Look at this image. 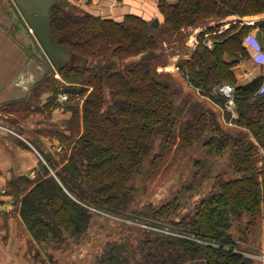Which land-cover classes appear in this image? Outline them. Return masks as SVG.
<instances>
[{
    "label": "trees",
    "instance_id": "16d2710c",
    "mask_svg": "<svg viewBox=\"0 0 264 264\" xmlns=\"http://www.w3.org/2000/svg\"><path fill=\"white\" fill-rule=\"evenodd\" d=\"M160 5L165 13L166 30L154 28L135 15L118 22L85 12H70L60 4L52 7L54 39L84 59L80 64L61 69L60 76L68 86L91 85L93 89L80 110L78 102L77 106L71 105L75 101L72 96L85 89L74 94L66 91V85L62 86V92L70 95L64 110L71 111V117L62 128L46 132L70 142L66 160L60 164L50 155H43L46 164L40 161L42 172L36 180L19 176L12 178L9 185L17 194L24 191L20 215L35 242L46 248L54 242L60 247L58 243L65 238L66 231L71 237H83L95 214L91 208L138 219L129 214L140 212L133 208L140 191L137 179L156 174L178 137L180 147L199 140L222 152L228 145L232 147L231 165L237 176L220 182L217 190L199 200L193 214L171 221L178 225L174 230L184 236L162 230L173 231V227L163 226L172 218L173 203H164L154 212L159 222L149 221L153 217L143 211L149 219L145 221L148 226L158 227L160 231L140 227L137 238L140 250L133 248V243L108 242L96 263L183 264L188 258L197 257L203 258L204 264H250L242 255L222 246L202 247L193 239L211 236L229 243L231 234L227 230L244 213L248 226L262 221L264 227V92L260 93L263 86L237 85L233 64L224 56L244 52L245 29L239 24L231 25L216 35L212 48L203 42L201 33L199 44L190 56L177 63L189 85L224 110L227 99L217 89L224 83L235 86L237 117L232 118L225 111L226 117L244 130L242 134L223 129L216 112L207 108L192 113L178 134L179 119L170 89L172 75L157 70L163 49L156 32L165 30L173 35L183 25L205 23L212 17L250 16L264 11V0H179L177 5H166L160 0ZM131 49L139 58L124 63V54H130ZM109 56L119 59L120 64L116 60L107 62ZM48 81L52 84L56 80L47 75L38 86ZM79 128L80 133L70 141L68 134ZM206 131L208 134L204 137ZM21 181L26 187L20 186ZM243 232H249L247 227Z\"/></svg>",
    "mask_w": 264,
    "mask_h": 264
},
{
    "label": "rangeland",
    "instance_id": "374dc122",
    "mask_svg": "<svg viewBox=\"0 0 264 264\" xmlns=\"http://www.w3.org/2000/svg\"><path fill=\"white\" fill-rule=\"evenodd\" d=\"M61 6L70 12L82 13L72 5L61 4ZM165 27L166 26L164 25L163 29H165ZM165 30L156 32L158 42L160 43L159 45L163 49V53L157 61V70L172 75V85L170 89H172L174 93L173 97L176 105L175 113H177L179 119V127L177 126L178 134L180 135L179 129L182 123L188 119L192 113L200 111V108L214 110L223 129L242 134L244 130L235 126V124L231 122L232 119L229 120V118L226 117V111L212 98L202 95L198 89L190 86L187 79L182 74V71L179 69L177 63L181 59L190 56L192 50L199 44V37L202 34L199 35L197 44L194 40L190 39L189 36L191 30L190 27L186 25H183L180 29L175 31L173 35H170V32H165ZM159 33H162L161 36ZM202 37L203 42L205 43V36L203 35ZM138 56L139 55L136 54L135 50L131 49L130 54H124V63L128 64L133 60H138ZM111 60H116L117 64H120L121 62L119 59H114L110 56L106 59L107 62ZM83 61L84 59L82 57L72 53V60L68 66L77 65ZM47 75H50L51 79H55V83L52 82V84H50V81L45 83L42 82V86L33 89V95L29 101H26V106L22 105L19 108L18 106L13 105L8 106L6 109H0V130L1 133L14 135L15 137H17L16 135H21L25 139H27L29 135L30 137H28V139L30 138L29 140L35 145V148L37 147L36 150H40V152L37 150L40 154L38 156L40 161L46 164L43 155H50L55 161L62 164L70 153V142H63V139L56 136V134L50 136V134L46 132L50 129L62 128L63 125L68 123V119L71 117V111L64 110V106L70 95L62 92V86L66 85V87H68L66 91L74 92V94L78 93L80 89H85L83 92L72 96L75 101L71 102V105L75 106V103L78 102L80 105L79 109L81 108L83 100L90 94L93 87L91 85H85V88H81V85L79 84L68 86L62 80L60 73L53 68L52 70H49L48 74L46 73L45 76ZM57 91L58 93H61L58 94ZM47 99L50 101L46 104ZM36 109H43V111L42 113H35ZM191 109H194L193 112H190ZM33 110L35 111L31 113H35L33 116L34 118L31 117L30 120H27V114ZM53 111L55 112L54 117L51 116ZM59 111H65L66 113H63H65L66 116H58ZM50 116L52 117L51 119ZM22 123H29L27 128L28 132H26V130H20V125H22ZM80 131L81 128L75 130V132L71 134L69 133L70 141L76 138ZM207 134L208 132L206 131L204 137L207 136ZM191 143L190 146L180 147L178 146L180 144L178 137L176 144L172 150L168 152L156 174L152 177H146L147 174L138 177L137 182L140 191L137 194V202L133 205V208L140 212L129 213L131 217H137L138 219H133L127 216H117L100 209L91 208L95 211V214L93 215L91 224L83 237L81 238L77 235L71 237L66 231L64 233L65 238L61 239L62 243H58L61 245L60 247L54 244V242H51V245L47 248L39 245L35 242L31 233L28 231L27 242L21 244V249L25 250L23 251L26 254L24 256L27 258V263L98 264L96 263L97 257L103 255V250L108 242H126L127 245L128 243H133L132 247L137 248L136 250H140L137 241V238L140 236V233L138 232L140 227L143 229H152L157 232L160 231L158 227L151 225L148 226L145 222L149 219L145 218L146 215L143 213L142 205L144 203L152 204V209L149 213L150 216L153 217V219L149 220L151 222L156 221L154 212L157 211L162 204L168 202L173 203L170 210L172 218L170 221L163 223L164 227L170 229L173 227V231L166 229L162 230L167 234L171 233L177 236H184L180 232L174 230L178 225L171 223V221H180L185 215L193 214L199 200L208 196L212 190H217L220 182L237 176V173L231 165V146H225L224 150L221 152L218 150V147L204 145V141L200 142L199 140H191ZM156 150H158L157 145L155 151ZM260 165L261 164H258V166ZM146 166L147 165H145V168ZM34 170L35 175L33 173L32 176H26L30 181L36 180L39 176L38 173L42 172L41 162H39L38 166L36 165ZM52 173H54V171H52ZM145 178L146 181L143 182ZM20 186L26 187V184L21 181ZM7 189L12 194L15 193V190L10 185ZM23 193L24 191L18 193V195ZM161 218L164 219L165 217L161 216ZM245 227H247V230L249 231L248 233L243 232ZM227 231V233L231 234V240L226 244L221 242L220 239L217 240L211 236L208 238H204L205 236H193L194 238H192L195 239L196 244H199L202 247L209 245L218 248L222 246V249L231 250L236 254L242 255V257L246 258L250 264H264L263 261L253 257V255L260 253L264 248V227L262 221H257L255 224L248 226L247 215L244 213L243 216L233 223L232 227ZM204 261L203 258L192 257L188 258L183 264H204ZM234 264H237V262H234Z\"/></svg>",
    "mask_w": 264,
    "mask_h": 264
},
{
    "label": "crops",
    "instance_id": "0c3cea01",
    "mask_svg": "<svg viewBox=\"0 0 264 264\" xmlns=\"http://www.w3.org/2000/svg\"><path fill=\"white\" fill-rule=\"evenodd\" d=\"M164 1L166 5L179 3V0ZM58 4L72 5L80 12L102 19L120 22L128 15H135L148 23L157 18V28L165 25V13L161 10L160 0H58ZM247 21H254V24ZM233 24H239L245 29L242 38L244 52L224 55L227 62L233 64L236 84L242 86L256 83L257 87L264 86V11L250 16L233 14L225 18H209L205 23L188 26L191 30L189 37L195 40L203 33L207 34L206 39L215 40L216 35L222 34ZM248 35L259 44L260 50L245 40ZM45 65L44 53L36 48L31 35L19 20L13 0H0V109L13 105L19 108L26 106V101L33 95V89L39 87L50 70ZM49 101L47 99L46 104ZM34 111L27 114V120L34 118L37 112L42 113L43 109L31 113ZM63 112L59 111L58 116H66V112ZM54 114L53 111L51 116L54 117ZM28 126L29 123H22L20 130L28 132ZM16 136L1 133L0 130V264H29L24 256L25 250L21 249L29 233L20 215V199L23 194H12L7 188L12 178L35 175L34 168L40 162V154L28 139L29 135L27 139L21 135Z\"/></svg>",
    "mask_w": 264,
    "mask_h": 264
},
{
    "label": "water",
    "instance_id": "95a60500",
    "mask_svg": "<svg viewBox=\"0 0 264 264\" xmlns=\"http://www.w3.org/2000/svg\"><path fill=\"white\" fill-rule=\"evenodd\" d=\"M17 12L27 33L31 35L36 48L44 53L47 68L57 72L68 66L72 60V52L54 39L52 33L51 9L58 4V0H13ZM151 26L157 28L159 20L156 18ZM142 209L149 214L151 203H144Z\"/></svg>",
    "mask_w": 264,
    "mask_h": 264
},
{
    "label": "built area",
    "instance_id": "2783aa9c",
    "mask_svg": "<svg viewBox=\"0 0 264 264\" xmlns=\"http://www.w3.org/2000/svg\"><path fill=\"white\" fill-rule=\"evenodd\" d=\"M247 23H249V24L253 23L254 24V21H247ZM215 33H217V31ZM204 36H205V40L204 41H205L206 46H208L209 48H212L214 46L215 40L214 39H206L207 38L206 37L207 34H204ZM245 40L247 42H249V43L250 42L253 43L254 47L257 50L261 49L259 44L254 41V39H253V37L251 35H248L247 37H245ZM194 41L197 43L198 42V37ZM194 47H195V45H194ZM262 92H264V86L260 89V93H262ZM217 93L220 96H222V97L227 99L226 104H225V110L231 114L232 118L237 117V112H236L235 102H234L235 86L233 84H230V83H224L217 89ZM253 257L264 262V249L260 253H258L256 255H253Z\"/></svg>",
    "mask_w": 264,
    "mask_h": 264
},
{
    "label": "flooded vegetation",
    "instance_id": "af4514ba",
    "mask_svg": "<svg viewBox=\"0 0 264 264\" xmlns=\"http://www.w3.org/2000/svg\"><path fill=\"white\" fill-rule=\"evenodd\" d=\"M49 69H51V68H49Z\"/></svg>",
    "mask_w": 264,
    "mask_h": 264
}]
</instances>
